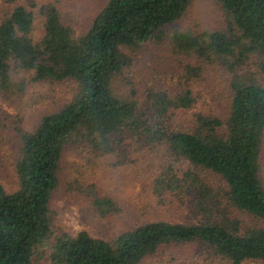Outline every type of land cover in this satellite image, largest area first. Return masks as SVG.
Listing matches in <instances>:
<instances>
[{
  "label": "trees",
  "instance_id": "1",
  "mask_svg": "<svg viewBox=\"0 0 264 264\" xmlns=\"http://www.w3.org/2000/svg\"><path fill=\"white\" fill-rule=\"evenodd\" d=\"M192 1L108 0L80 37L63 23L55 4L42 8L44 36L38 41L34 12L24 6L0 22V84L5 91L12 88L13 65L32 72L34 81L71 79L79 85L68 104L21 134L15 166L19 188L8 193L0 182V264H35L37 250L51 237V202L64 152L73 140L104 155L114 153L117 142L136 137L147 147L167 144L178 160L217 174L226 184L225 194L214 192L192 171L168 168L156 178L154 193L194 189L200 199L196 223L152 220L110 241L88 231L64 235L47 251L51 264H143L162 247L194 242L206 244L222 264L264 263V0H215L228 19L227 30L173 36L179 54L212 60L229 73L243 72L231 81L225 119L198 114L192 127L171 129L172 112L193 106L191 91L174 99L165 91L149 90V101L141 107L138 100L119 99L112 89L130 64L126 51L163 42L166 28L186 15ZM252 58L258 71L246 73ZM190 71L199 74L197 68ZM94 202L102 214L110 212L108 206L115 208L107 198ZM233 209L250 215L254 225L234 218Z\"/></svg>",
  "mask_w": 264,
  "mask_h": 264
},
{
  "label": "rangeland",
  "instance_id": "2",
  "mask_svg": "<svg viewBox=\"0 0 264 264\" xmlns=\"http://www.w3.org/2000/svg\"><path fill=\"white\" fill-rule=\"evenodd\" d=\"M107 1L0 0V22L15 7L24 6L34 12L33 37L38 41L44 36L42 8L55 4L63 23L72 28L75 37H80L87 32ZM227 26L228 19L219 2L193 0L186 15L166 28L163 42L154 41L126 51L130 64L113 81L115 96L121 100H138L142 107L149 101V90L165 91L174 99L191 91L193 106L187 111L172 112L171 129L192 127L198 114L225 119L231 81L237 75L242 76L243 72L229 73L212 60L179 54L172 41L176 34L202 36L227 30ZM191 68H197L199 74L194 75ZM244 70L257 73L254 58ZM33 78L32 72L13 65L12 88L5 91L0 84V182L8 193L19 188L15 166L20 156L21 134L33 131L45 115L62 109L79 90V85L71 79L34 81ZM142 144L137 137L125 138L114 146V153L103 155L93 151L85 141L70 143L64 152L59 187L51 202L52 234L37 250L35 264H51L47 251L64 235L88 231L96 238L110 241L120 233L152 220L196 223L199 218L194 210L200 199L196 198L194 189L185 187L165 195L154 193L156 178L168 168H174L178 173L192 171L214 192L225 194L226 184L217 174L195 167L185 159L178 160L167 144L148 147ZM260 170L264 182V144ZM106 198L115 208L108 206L106 210L110 212L102 214L94 201ZM232 214L245 226L254 225V219L247 213L233 209ZM143 264L222 263L212 256V250L206 244L194 242L162 247ZM248 264L264 263L252 261Z\"/></svg>",
  "mask_w": 264,
  "mask_h": 264
}]
</instances>
